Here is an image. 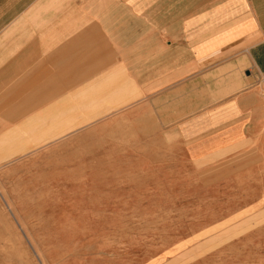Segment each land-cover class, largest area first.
<instances>
[{"label": "crops", "instance_id": "crops-1", "mask_svg": "<svg viewBox=\"0 0 264 264\" xmlns=\"http://www.w3.org/2000/svg\"><path fill=\"white\" fill-rule=\"evenodd\" d=\"M263 75L264 0H0V164L165 171L231 231L264 215Z\"/></svg>", "mask_w": 264, "mask_h": 264}, {"label": "rangeland", "instance_id": "rangeland-1", "mask_svg": "<svg viewBox=\"0 0 264 264\" xmlns=\"http://www.w3.org/2000/svg\"><path fill=\"white\" fill-rule=\"evenodd\" d=\"M46 156L0 164V264H264L261 213L216 230L177 176L123 185L94 155Z\"/></svg>", "mask_w": 264, "mask_h": 264}, {"label": "built area", "instance_id": "built-area-1", "mask_svg": "<svg viewBox=\"0 0 264 264\" xmlns=\"http://www.w3.org/2000/svg\"><path fill=\"white\" fill-rule=\"evenodd\" d=\"M260 83H261L262 87L264 88V75H263Z\"/></svg>", "mask_w": 264, "mask_h": 264}]
</instances>
